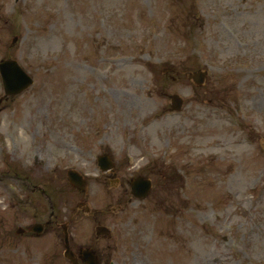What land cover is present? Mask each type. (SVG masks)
I'll return each instance as SVG.
<instances>
[{
    "label": "rangeland",
    "instance_id": "rangeland-1",
    "mask_svg": "<svg viewBox=\"0 0 264 264\" xmlns=\"http://www.w3.org/2000/svg\"><path fill=\"white\" fill-rule=\"evenodd\" d=\"M78 1L0 0V59L9 52L1 47L18 36L10 55L35 78L0 114V173L13 156L36 181L47 170L84 174L86 200L113 237L97 242V220L70 212L72 245L96 247L102 264H264V161L257 144L244 142V119L235 127L222 118L239 115L242 107L244 115L245 106L256 129L252 139L264 136V0H176L183 3L182 21L193 13L189 22L199 17L203 29L167 36L165 23L175 11L165 0ZM187 57L198 60L195 70L208 71L201 90L183 78L166 82L161 74L179 70ZM219 76L225 85L211 87ZM250 79L254 89L245 100ZM154 84L167 86L159 95ZM170 94L184 99L182 113L161 111ZM176 142L181 150L172 147ZM258 148L264 149L263 140ZM101 151L113 155L122 174H153L154 165L176 169L180 182L167 180V220L132 216L134 205L115 210L121 197L98 187L94 158ZM33 155L43 167L28 169ZM57 190L52 196L59 214L81 198L67 187ZM15 213L0 183V264H52L38 248L53 245L57 256V237L4 241ZM30 222L26 208L14 229Z\"/></svg>",
    "mask_w": 264,
    "mask_h": 264
},
{
    "label": "water",
    "instance_id": "water-1",
    "mask_svg": "<svg viewBox=\"0 0 264 264\" xmlns=\"http://www.w3.org/2000/svg\"><path fill=\"white\" fill-rule=\"evenodd\" d=\"M2 68L3 69H15L14 65L10 62L4 63L2 65ZM11 82L16 87H20V86L24 85L25 83H26V85L30 84V80L27 79L26 77H24L23 75H22V77H20V76L13 77L12 81L10 79V81H9L10 87H11ZM16 92H17V90H13L12 87L9 89L10 94L16 93ZM64 237H65V241H64V243H65V256L70 260V262L72 264H77L75 256L70 251V247L68 245L66 234H64ZM78 256L82 261H85V264H97L96 259H95V254L90 249L80 251Z\"/></svg>",
    "mask_w": 264,
    "mask_h": 264
}]
</instances>
